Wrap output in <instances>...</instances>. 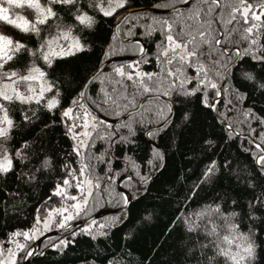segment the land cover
I'll return each instance as SVG.
<instances>
[{"label": "snow or ice", "instance_id": "1", "mask_svg": "<svg viewBox=\"0 0 264 264\" xmlns=\"http://www.w3.org/2000/svg\"><path fill=\"white\" fill-rule=\"evenodd\" d=\"M133 2L134 0H0V22L24 34V38H17L7 32H0V181L5 185L0 188V192L4 193L6 201L23 199L25 186L30 189L34 183L38 184L46 173L57 167L62 168L60 177L55 181L49 179L51 195L45 198L51 200L59 196L61 199L74 201L68 207L51 209L60 215L58 226L61 228L68 227V222L87 210L93 189L100 187L98 182L93 183L94 177L90 178L91 158H88L89 163H84V153L93 147L94 140H108V148L95 159L111 165L116 159L110 154L112 145L118 142L135 146V125H139L143 134L153 143L151 158L147 163L153 165L154 159L162 162L163 153L155 143V138L172 120L173 111L177 107L176 101L186 105L193 99L207 112L216 113L212 116L213 131L208 135L216 136L217 128L220 134L216 136V140L203 139V143L210 147L226 137L231 139L237 135L235 122L217 110L216 98H222V93L231 89L233 99L229 100V104H233L234 100L233 108L236 104H243L250 99L247 92L240 91L228 83L231 69L242 62V57H247L258 67L242 72L243 79L239 81L241 87L250 84L252 92H259L261 97H264V43L260 42L264 37V0H235L234 4H228L230 18L226 23L235 21L242 26V30H238L234 25L228 31V37H225L223 31L219 37L212 36L210 32H206L203 25L194 30L180 27L179 31H176L173 19L155 21L163 34L156 54V60L161 64V73L134 71L138 64H130L127 66L128 70L124 65L114 66L110 74L105 75L98 70L87 79L73 75L70 70H64L63 79L56 76L55 61L75 56L89 47L84 34L87 31V34L91 35L88 30L97 25V16L114 17L121 11L138 16L140 12L133 10ZM212 3L216 4L217 0H212ZM24 9L29 10L28 15L20 11ZM234 32L238 33L240 42L245 44V47L225 46L231 43L230 37ZM135 43L140 44L139 41ZM205 46L211 49L219 48L220 51L216 54L225 58L213 59L211 53L206 56ZM139 50L144 53L142 45ZM104 54L107 56L108 51ZM230 54L235 55V63ZM21 56H26L27 62L20 68L14 67ZM189 70L192 74H189ZM113 76L126 78L138 91L145 93L153 91L145 81L155 80L157 84L167 82V87L160 93L167 99L159 104L154 120L135 121L129 114L128 121L117 127L108 123L106 118H100L99 113L107 109L108 94L101 87L100 96L93 99L89 96V89L96 82L102 86L105 80ZM62 91L69 95L75 92V96L69 101L62 95ZM153 99L159 102L160 96H154ZM62 100L66 101V106H62ZM17 104L20 105L18 113L24 128L31 130L36 127V122L43 124L45 130L57 125L62 127L63 134L72 141V153L81 161L80 165L72 167L71 163H66L58 157L55 158L54 165L53 154L44 144L46 131H42L35 138L22 139L18 142V147L9 148L14 130L21 127L12 115V106ZM129 105L135 110L134 98L129 100L125 107ZM254 107L255 105L238 109L244 117L243 123L248 125L250 147L245 151L253 161L254 174L238 175L237 182L242 181L251 195L246 203H241L233 197H214L199 210L185 211L177 216L173 226L180 227L184 234L182 264H258V252L264 251V184L260 183L264 181V109L258 114L253 110ZM56 110H59L57 119L51 124L45 123L46 115L54 114ZM112 114L120 115L116 109L112 110ZM190 116L189 111H184L181 118L187 121ZM253 122L261 129L257 135H252L256 133V128L252 127ZM120 127L127 130V135L120 134ZM132 166L135 167L134 163ZM221 170L231 174L230 162L225 160L220 164L217 160L209 158L208 164L200 172L189 192L198 195V190L203 185L214 183L219 178L218 173ZM9 177H14L12 188L7 186ZM108 179L110 182L112 177ZM149 179L150 175L143 176L141 182H147ZM70 188L79 195H69ZM119 195L125 205L134 198L124 193ZM190 198L185 196V200ZM34 219L36 223L31 229L13 231L10 234L7 242L14 247L5 250L3 245H0V257H3L0 258V264H17L18 254L22 259L33 254L30 245L16 240L15 237L23 236L25 241L36 239L40 231L39 209L36 210ZM245 221L246 230L241 227ZM92 224H95L94 220ZM107 226L105 223L99 227ZM44 227L49 228L48 219L44 220ZM81 232L95 239L91 224L86 223ZM72 235L75 236L76 233L73 232ZM66 244L67 241L60 242L61 246ZM52 247L57 245L53 244Z\"/></svg>", "mask_w": 264, "mask_h": 264}, {"label": "trees", "instance_id": "2", "mask_svg": "<svg viewBox=\"0 0 264 264\" xmlns=\"http://www.w3.org/2000/svg\"><path fill=\"white\" fill-rule=\"evenodd\" d=\"M189 1L134 0L133 10L142 8L168 10ZM83 2H87V0H83ZM230 3L234 4L235 0H217L216 4H213L212 0H194V3L187 10L178 12L181 14L179 16L178 13L171 15L148 13H140L138 16L132 15L118 28L120 35L116 33V26L119 22L117 17L119 16L118 18L121 19L122 15L127 13L126 11H121L114 17L97 16V25L92 30H88L91 35H88L87 31L84 34V39L88 42L89 47L83 52L76 53L75 56H68L64 57L63 60L55 61L56 76L63 79L64 70H70L73 75L87 79L102 64L112 58L140 56L142 54L139 50L140 45L143 47L145 45L147 49L143 59L117 62L102 73L110 74L112 68L119 65H124L128 70L127 66L130 64H138V68L133 69L134 71L161 73V64L157 62L156 54L158 52L157 45L163 40V34L155 21L165 18L173 19L176 31H179L180 27H184L186 30H194L203 25L206 32H210L212 36L219 37L223 31L225 37H228V31L234 25L238 30H242V26L236 24L235 21L231 24L226 23L230 18V7H228ZM20 11L25 15L29 13L27 9ZM0 32H7L14 37L24 38V34L3 22H0ZM125 39L139 40L142 43L140 42L138 45ZM230 41L231 43L226 44V47L238 46L242 48L246 46L240 42V37L235 32L232 33ZM260 42L264 43V37L261 38ZM105 51H108L107 56L104 54ZM204 51L206 56L211 53L213 59L223 60L225 58L216 54L220 51L219 48L211 49L205 46ZM230 55L233 63H235V55ZM27 59L26 56H21L13 66L20 68L27 62ZM241 60L239 65L231 69L228 83L239 88L240 91L247 92L250 99L243 104H236L233 108L235 101L233 100V104H229V100L233 99L231 89L223 92L222 98H216L218 100L217 110L225 113L235 122L234 128L237 135L231 139L226 137L210 147L205 145L203 139L216 140V136L220 134L217 128L215 130L216 136L208 135L213 131L211 127L213 124L212 116L216 113L207 112L193 99L191 103L186 105L176 101L177 107L173 111L172 120L168 127L162 128L155 138V143L160 146V151L164 155L162 162L154 159L153 165L147 163L148 159L151 158L153 143L143 134L139 125H135L137 128L135 146L118 142L112 145L110 154L116 159L112 161L111 165L95 159L108 148V140L106 138L94 140L93 147L84 153L86 157L84 163H89L88 158H91L92 177L90 178L94 177L93 183H99L100 192L108 191L110 186L118 191L116 184L122 177H125L122 184L126 186L127 195L134 198L130 199L125 212L116 214L119 218L118 221L110 224V227L103 231L105 234L100 235V232L93 231L95 235V239H93L92 236L80 232V227H76L63 236L65 237L64 241H67L66 246L59 245L56 248L52 245L41 246L38 255L29 264H182L184 234L180 227L173 226V221L177 216L185 211L199 210L218 196L233 197L241 203H246L251 193L246 190L242 181L237 182V176L253 175L254 169L253 161L249 153L245 151L250 147L248 144V125L243 123L244 117L238 112V109L241 107L247 109L255 105L253 110L259 114L260 110L264 109V97H261L259 92H252L250 84L241 87L239 81L243 79L242 72L258 67L247 57H242ZM205 62L208 63L207 60ZM38 63L42 62L38 61ZM209 67H211L210 63ZM189 74H192L191 70H189ZM161 81H163V76H161ZM145 82L153 89L151 93L138 91L131 81L113 76L105 80L102 86L99 82L94 83L89 89V96L93 99L98 98L101 94V87H103L104 92L108 94L109 101L107 109L102 110L99 114L105 118L117 120L137 110L145 98L159 95L163 100H159V102L154 99L146 101L137 113L131 115L132 120L143 119L146 122L155 119L159 104L167 99V97L160 95L167 87V82L163 81L160 84H157L155 80ZM62 95L70 101L75 96V92L69 95L62 91ZM133 98L135 110L130 105L125 107ZM61 103L62 106H66V101L62 100ZM19 108L20 105L18 104L12 106L13 118L21 124V127L14 130L13 139L8 144L9 148L18 147V142L22 139H32L42 131H46L44 144L53 154L54 165L56 157L66 163H71L72 167L80 165L81 161L72 153V141L63 134L64 129L62 127L57 125L45 130L43 124L36 122V127L28 130L23 127V122L20 120ZM113 109H116L120 115H113ZM184 111L191 113L190 119L187 121L181 118ZM58 115L59 110H56L54 114H47L45 123L51 124ZM128 118L123 122L128 121ZM123 122L112 125L119 127ZM252 127L256 128V133H252V135H257L261 131L255 122L252 123ZM120 134L127 135V130L120 127ZM209 158L217 160L220 164H223L225 160L230 162L231 174L221 170L218 173L219 178L214 183L203 185L198 190V195H193L189 189L193 187L200 172L208 164ZM133 163L135 167L132 166ZM62 171V168L57 167L46 173L40 182L34 183L30 189L25 186L23 199L6 201L4 193L0 192V243H6L13 231L31 229L36 223L34 216L37 209H39V217H41L46 210L58 204L57 197L51 200L45 198L51 195L49 179L55 181L60 177ZM109 174L112 177L110 182L108 180ZM149 175L151 179L147 182H141V177ZM260 183L264 184V181H260ZM4 186V182L0 181V188ZM7 186L9 188L14 187V177L8 178ZM119 196L115 202L109 203L107 206L110 207L111 204L118 203L120 201ZM185 196L191 198L185 200ZM120 203L122 205L117 208L106 207V209H121L125 204L123 201ZM230 206L229 201L228 207ZM107 215L113 216L112 213ZM246 224L247 221L241 225L242 229L246 230ZM73 232L76 233L75 236L72 235ZM257 260L258 264H264V251L258 252ZM23 263L24 260L18 264Z\"/></svg>", "mask_w": 264, "mask_h": 264}, {"label": "rangeland", "instance_id": "3", "mask_svg": "<svg viewBox=\"0 0 264 264\" xmlns=\"http://www.w3.org/2000/svg\"><path fill=\"white\" fill-rule=\"evenodd\" d=\"M131 16L132 15H129L128 12L125 15H122L121 19L118 18L119 17L118 16L117 20L119 22L117 24L121 25L124 21H126ZM125 17H126V19H124ZM118 35H120L119 32H118ZM147 101H149V100H147ZM135 113H137L136 110H135L134 114ZM108 176L110 177V174ZM80 179H82V178H80ZM124 179H125V177H122L118 181V183L116 184V187L118 188V191H117V189L113 188L112 186H110V189L108 191L107 190L106 191L103 190L102 192H100V190H101L100 187L99 188H94L93 189V196L89 197V199H88V204L86 206L87 210L82 212L81 215L77 216L72 221L68 222L69 223L68 227L61 228V227L58 226V221L60 219V215L58 213L52 212L51 209H53V208H61V207H68L70 204L74 203V201H70V200H67V199H61L59 196H57L58 204H56L55 206H53V207L49 208L48 210H46L43 213L44 215L39 217L38 228H39L40 231L37 233V238L33 239L31 241H25L24 237L20 236V237H15V239L19 240L20 242L27 243L28 245H30V251H32V253H34L37 250V247H38L37 243H38V241L41 238H43L44 236H46V235H48L50 233H53V232L59 233L61 231L68 230V228H70L68 231H66L63 234H56L54 236L48 237L41 244V246H48V245H53V244H56L57 246H59L60 242L62 240L64 241L65 237H63V236L66 235L69 231H72L76 227H80L79 231L81 232V229H83L85 227V225H79V226H76V227L72 228V226L75 223L86 221L90 217H92V216H94V215H96L98 213L112 211V210L106 209V207H109V206H107V204L115 202L117 200V198H118L120 193H124L125 195H127L126 186L124 184H122ZM105 180H107V178H105ZM68 193H69V195H76V196L79 195L78 192L74 191L71 188L68 189ZM119 199H120V201L119 202L117 201L118 203L111 204L112 206L110 205L109 208H113V207L117 208V207L121 206L122 204L120 202L122 201V199H121L120 196H119ZM113 205H116V206H113ZM66 214L67 213H65V215ZM106 215L107 214L101 216L97 220H94L95 224H92V222L88 223V224H91L92 233H93V231L97 232V233L105 231L108 227H110V224H112V221H114V220L118 221V219H119L118 216L115 213H112V215H113L112 217H110L108 215L106 216ZM45 219L49 220V228H45L44 227V220ZM105 223H107V225H108L107 227H103V228L99 227L100 225H104ZM51 238H54V239H51ZM55 238H60L61 240L60 239L56 240ZM0 245H3L5 250L8 247H14V245H12V244H10L8 242H6V243L5 242H1ZM41 246H40V249H41ZM6 254L7 253L5 251V255ZM29 257L30 256H28L27 258H23L22 259V258H20L19 254H18L17 264L20 263L22 260H24V262H25V260H27ZM0 258H3V257H0Z\"/></svg>", "mask_w": 264, "mask_h": 264}, {"label": "water", "instance_id": "4", "mask_svg": "<svg viewBox=\"0 0 264 264\" xmlns=\"http://www.w3.org/2000/svg\"><path fill=\"white\" fill-rule=\"evenodd\" d=\"M194 3V0H190L188 3L186 4H183V5H180V6H177L175 8H172V9H168V10H158V9H155V8H146V9H138V10H134V11H139L140 13H148V14H153V15H171V14H175V13H178L180 11H184V10H187L192 4ZM120 24H117L116 26V33L118 34V28H119ZM126 41H131V42H135V41H139V40H126ZM142 43V41H139ZM146 47L144 45V53L141 54L140 56H137V57H118V58H112L108 61H106L104 64H102L94 73H97V71L99 70L101 73L106 70L108 67L114 65L115 63L117 62H121V61H133V60H138L140 58H142V56L144 57L145 53H146ZM93 73V74H94ZM92 74V75H93ZM147 100H153V97H148V98H145L141 103H140V106L139 108L136 110L139 111L141 109V106L143 105V103ZM160 100H163L161 97H160ZM135 111H132L130 113H128L127 115H125L124 117L120 118V119H117V120H111V119H108L106 118L107 122L110 123V124H118V123H121L123 122L124 120H126L128 117H129V114L132 115ZM100 118L101 119H105V117H103L102 115H100ZM163 160H164V155H163ZM130 203V201H129ZM125 205L123 208L121 209H118V210H112V211H109V212H102V213H98L92 217H90L88 220L86 221H83V222H78V223H75L73 227H76V226H79V225H85L86 223H90L92 222L93 220H97L99 219L101 216L105 215V214H110V213H115V214H118V213H123L126 211L128 205ZM70 228H68L69 230ZM68 230H64V231H61L59 233H56V232H53V233H50L46 236H44L43 238H41L38 243H37V250L27 259L25 260V262L23 264H29L31 262V260L36 256L38 255L39 251H40V246L42 244V242L47 239L48 237H51V236H54L56 234H63L65 233L66 231Z\"/></svg>", "mask_w": 264, "mask_h": 264}, {"label": "bare ground", "instance_id": "5", "mask_svg": "<svg viewBox=\"0 0 264 264\" xmlns=\"http://www.w3.org/2000/svg\"><path fill=\"white\" fill-rule=\"evenodd\" d=\"M138 112V111H137ZM134 114V113H133Z\"/></svg>", "mask_w": 264, "mask_h": 264}]
</instances>
